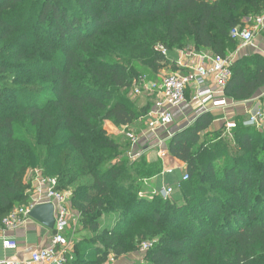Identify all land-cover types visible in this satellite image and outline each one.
Masks as SVG:
<instances>
[{"label":"trees","instance_id":"trees-1","mask_svg":"<svg viewBox=\"0 0 264 264\" xmlns=\"http://www.w3.org/2000/svg\"><path fill=\"white\" fill-rule=\"evenodd\" d=\"M263 15L264 0H0V222L30 204L26 177L42 165L58 178L56 190L72 192L83 230L95 235L82 236L67 264L116 262L141 235L157 243L140 264H264L259 129L237 117L234 152L202 141L212 135L215 111L176 132L167 149L185 165L172 180L182 200L156 199L151 229L123 242L129 218L152 204L138 197L131 172L136 164L146 173L158 164L123 157L131 144L123 147L104 129L106 121L130 126L150 113L152 103L137 104L131 90L144 73L157 75L168 64L160 46L173 53L186 42L226 57L240 46L232 29ZM231 70L228 99L245 102L264 89V56L240 58ZM109 211L125 217L114 230L100 223Z\"/></svg>","mask_w":264,"mask_h":264},{"label":"built area","instance_id":"built-area-1","mask_svg":"<svg viewBox=\"0 0 264 264\" xmlns=\"http://www.w3.org/2000/svg\"><path fill=\"white\" fill-rule=\"evenodd\" d=\"M254 25H247L243 28L232 29L231 39L237 41L240 47L248 46L255 39L256 29L264 25V15L257 17ZM162 54L167 58L169 51L159 47ZM179 58L176 62L178 71L158 80L151 89L156 96V102L150 113L141 120L145 130L138 134L130 132L128 142L131 144L128 151L132 162L138 161L145 155V151L155 152L161 159L167 157V142L171 135L168 129L174 124L177 114L185 109L186 105H196L197 111L230 112L238 107V102L230 100L225 95V88L232 77L231 67L233 58L231 55L221 57L209 50L198 51L194 47L178 50ZM147 82L142 76L141 83ZM140 95V91H136ZM184 111V110H183ZM184 114V112H183ZM245 127L260 129L264 126V107L251 110L243 121ZM235 124H227V131L232 132ZM174 169H168L164 176L173 175ZM189 175L184 173L182 182H187ZM58 180L50 178L45 186L39 188L37 193L31 197L30 204L26 207L16 209L9 217L2 221L6 230H15L25 223L24 219L29 217L32 209L40 204H53L55 226L51 243L33 252L27 260L4 259L0 264H67L73 259L74 249L68 237V229L71 223V211L67 203L65 192L56 190ZM30 193V191H29ZM159 196L170 199L175 194V187L168 184L158 192ZM157 243L156 240L145 241L141 250L143 254L149 251ZM5 250L18 251L19 243L13 239L3 241ZM116 263L110 258L107 264Z\"/></svg>","mask_w":264,"mask_h":264},{"label":"rangeland","instance_id":"rangeland-1","mask_svg":"<svg viewBox=\"0 0 264 264\" xmlns=\"http://www.w3.org/2000/svg\"><path fill=\"white\" fill-rule=\"evenodd\" d=\"M245 23L247 26L248 25L247 20H245ZM188 45H190V46H188ZM184 46L186 47L185 49L193 48L192 44H186V42H185ZM239 47L240 46H235V47L230 48V52L227 55V56L231 55L232 57H234L233 58L234 62L236 60L242 58V57H250V55L249 56L237 55L239 52V49H240ZM251 56H253V55H251ZM142 76L146 77L147 81L149 80L148 79L149 76L147 73H144ZM146 84H147V82L141 83V79H140L139 83L136 84L135 86H133V88L131 90V97L133 98V100L137 104L141 105L142 107L153 103L152 104V108H153L154 103L156 102V96L154 95V97H151V99L145 98V95H146L145 92L148 91L147 89L145 90ZM136 91H140L141 94L140 95L136 94ZM185 107L186 108L183 109L184 111L182 110L177 114V117H176L174 124L168 129L167 134L171 135V138L176 132L184 130V129L190 127L191 125H193L194 121L200 115L201 111H197L198 107H195V105H188L187 104ZM183 112H184L185 116H183L184 115ZM181 115L183 117L181 119H179ZM215 115L217 116V118H216L217 120L221 119L223 121L219 123L220 126H218V129L209 130L210 132H212V135L202 134L203 135L202 141L205 142L208 146H210L212 148V150H215V149H220V150L224 149L225 150V148H222V146H216V145L219 143H222V144L226 143L225 146L227 147V150L229 152H234L236 147H235L233 136H231L232 132L227 131L226 127H227L228 123L232 122L236 126L235 129H237L238 126L240 125L239 120L237 119L235 114H232L229 112H224V111L218 112L217 111L215 113ZM139 126H138V128L142 129V130H140V132L138 131L137 133L141 134V132L143 130H145V125L143 123V124H139ZM224 128H226V130ZM223 129L225 131H222ZM259 130L261 131L262 134H264V126L262 128H260ZM133 131H135V130H133ZM217 131H219V133ZM222 132H223V134L221 135ZM123 134L126 136L125 139L115 138V140L119 144H122L123 147H125L128 143V137L127 136L130 135V132H123ZM168 155H170L169 152H168ZM124 156H126L130 160L128 154L125 155V153H124L123 157ZM155 161H157V162H155ZM161 161H162V159L154 160L153 163L155 162L158 164L157 168H151V170H149V172H147V173L144 172V170L141 168V165L136 164L134 166V170L131 172L132 173L131 174L132 179H134L136 181V187L134 190L136 192H138L139 198L144 199L148 203H150V204L152 203V204L145 206L144 210L142 211V214L139 216L140 218H134V217L129 218V222L133 223V227L128 228L126 225L127 230H125V232H123L121 234V237L119 239L120 242H123L122 239L125 236H129V235L135 233L136 231H139V230L146 231L148 229H151L152 221L149 220V213H151L150 211H152V209H155L157 207V205H159L158 201H156V199H161L162 201H166V200H172L174 197L177 200L179 199V201L182 200L183 194H182V191L180 189L177 190L178 192L176 191L178 194L176 196H172V198H170V199H165L164 197L159 196L158 192L162 189L163 186H167L168 184L172 185L174 183L172 180H174L176 182L179 179V178L167 179L166 176H162L161 174H162L163 165L161 164ZM225 161H226L225 159H222L220 161V163H218V165H217L218 172L221 171L222 167L225 165ZM147 162H148V164L152 163V161H147ZM159 175H161V176H159ZM152 178H155V181L152 180V181L148 182V184H147L146 180L152 179ZM49 179L50 178L46 176L42 165L39 167L31 169L28 172V175L26 177V182L28 183V185H30L29 191L32 193L34 191V193H35V190H37L36 187H33L34 182H36L37 184L40 183L43 186H45L46 182ZM56 179L58 180V178H56ZM139 179H141L142 181L139 182L138 181ZM145 215H148L147 216L148 220L146 218H144ZM124 219H125V217H124V214L122 212H120V211H109V212H103L102 213V215L100 217V223H101L102 228L114 230L117 226L119 227L120 225H122L121 221H124ZM72 221L70 223L71 226H73ZM82 236H86V238H92L95 235L93 233H90L89 231L85 230V232H82V234L79 236V238L82 239L83 238ZM143 239H146V236L141 235L140 237H138L136 242L131 247H125V252L122 255V257L118 261H116V263H113V264H140L143 261V257H144V254L141 250V246L145 242V241H142ZM155 239H159V238L155 237ZM203 255L207 256V254L205 252H203Z\"/></svg>","mask_w":264,"mask_h":264},{"label":"crops","instance_id":"crops-1","mask_svg":"<svg viewBox=\"0 0 264 264\" xmlns=\"http://www.w3.org/2000/svg\"><path fill=\"white\" fill-rule=\"evenodd\" d=\"M247 23L248 25L251 26L255 24L254 21L251 24H249V20H247ZM239 48L240 49L237 54L239 56H245V55L251 56L256 54L264 56V25L256 29L255 39L252 44ZM178 58H179L178 51H175L173 53L170 52L167 57L168 64L161 70V72L153 76L148 75L149 80L147 81V84L145 86V90L146 89L148 90L145 92L146 99H151V97H154V94L151 89L153 88L154 84L158 82L159 79H161L163 76H167L169 74H173L174 72L178 71V67L176 65ZM262 107H264V89H262L254 98L245 102H238V107L234 109V111H230L229 113L235 114L236 117H241L245 119L249 111L259 109ZM182 115L180 116L179 119L185 116V114L183 116ZM222 121L223 120L221 119L216 120V122L214 123V125L211 127L210 130L218 129V126H220L219 123ZM139 124L141 123H134L133 125L130 126L118 127L114 125V123H112L111 121H106L104 124V129L106 130L108 135H110L114 139L115 138L125 139L126 136L123 134L124 130L128 128V130L131 129V130H135L136 132L138 131L140 132V130L142 129L138 128ZM128 130L127 132H129ZM144 158L147 161H152V162L156 159H160L157 156V153L149 152V151H145ZM162 161H161V164L163 165L162 174H161L162 176H164L163 174L166 170L174 169L175 170L174 174L167 175L166 176L167 179L171 178L172 176L179 179L181 178L182 171L185 169V165L182 162L173 158L171 155H168L167 157L163 158ZM152 180L155 181V178L147 179L146 183L148 184V182ZM42 186H43L42 184L40 183L37 184L36 182H34L33 187L37 188V190H35V193H37L39 188ZM35 193L33 191V193L30 192L29 194L31 197H33ZM65 193L67 196V203L71 211V221L73 220L72 221L73 226L70 225V228L68 229V237L72 242V247L75 253V245L77 244V242L81 240L79 236L82 234V232L85 231L83 230V226L80 223V215L72 209V205H71L72 192L66 191ZM24 220L25 223L20 225L15 230H6L2 225V222H0V262L7 258L17 259V260H27L30 258L31 254L35 252L37 249L42 248L51 243L54 229L49 230L48 228L42 226L41 224L31 219L30 217ZM5 239L16 240L19 243L18 251L5 250L3 247V241Z\"/></svg>","mask_w":264,"mask_h":264},{"label":"water","instance_id":"water-1","mask_svg":"<svg viewBox=\"0 0 264 264\" xmlns=\"http://www.w3.org/2000/svg\"><path fill=\"white\" fill-rule=\"evenodd\" d=\"M29 217L49 230L54 229L55 217L53 204L48 203L35 206L30 212Z\"/></svg>","mask_w":264,"mask_h":264}]
</instances>
